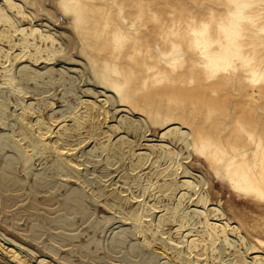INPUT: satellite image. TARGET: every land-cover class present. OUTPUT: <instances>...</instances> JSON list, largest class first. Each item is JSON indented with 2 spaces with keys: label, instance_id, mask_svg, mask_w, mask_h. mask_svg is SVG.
Returning a JSON list of instances; mask_svg holds the SVG:
<instances>
[{
  "label": "rangeland",
  "instance_id": "1",
  "mask_svg": "<svg viewBox=\"0 0 264 264\" xmlns=\"http://www.w3.org/2000/svg\"><path fill=\"white\" fill-rule=\"evenodd\" d=\"M0 264H264V0H0Z\"/></svg>",
  "mask_w": 264,
  "mask_h": 264
},
{
  "label": "bare ground",
  "instance_id": "2",
  "mask_svg": "<svg viewBox=\"0 0 264 264\" xmlns=\"http://www.w3.org/2000/svg\"><path fill=\"white\" fill-rule=\"evenodd\" d=\"M219 65H221V63H219V62H216V66L218 67ZM227 68L226 67H224L223 68V70L222 71H224V70H226ZM2 171V170H1ZM3 174V173H2ZM11 177V176H10ZM14 179V178H13ZM12 179V180H13ZM11 182V181H10ZM16 184V183H15ZM8 185V184H7ZM33 188V187H32ZM31 194V193H30ZM31 208V207H30Z\"/></svg>",
  "mask_w": 264,
  "mask_h": 264
}]
</instances>
